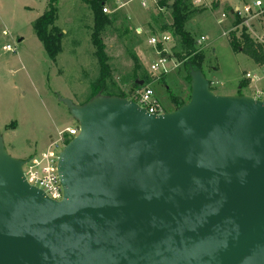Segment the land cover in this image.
<instances>
[{"label":"water","instance_id":"95a60500","mask_svg":"<svg viewBox=\"0 0 264 264\" xmlns=\"http://www.w3.org/2000/svg\"><path fill=\"white\" fill-rule=\"evenodd\" d=\"M189 75L188 103L161 115L60 100L78 126L61 201L0 140V264H264V102Z\"/></svg>","mask_w":264,"mask_h":264},{"label":"rangeland","instance_id":"374dc122","mask_svg":"<svg viewBox=\"0 0 264 264\" xmlns=\"http://www.w3.org/2000/svg\"><path fill=\"white\" fill-rule=\"evenodd\" d=\"M253 1L225 2L240 7ZM139 2L106 0L103 6L108 12L102 14L111 22L99 35L109 72L105 78L109 89L128 94L135 57L136 76L147 77L150 83L146 87L166 112L175 110V103L184 105L189 101L190 80L185 63L191 60L200 66L216 95L264 92L260 68L244 54L232 51L230 39H239L242 28L228 15L229 5L218 0L215 8L212 0L209 8H196L199 13L185 25L194 40V51L186 53L176 37L159 30L162 24L169 27L168 12L159 11L155 4L141 8ZM47 4L48 0H0V140L9 156L23 161L43 152L58 132L77 127L60 100L83 104L100 75L98 48L92 37L93 19L86 0H58L54 26L59 32L61 52L54 61L47 57L32 27ZM221 14L226 15V21L219 24ZM259 18L254 19L263 23L258 33L264 30V14ZM153 34L168 35L170 40L159 48L148 45ZM202 36L207 40L198 44ZM7 45L11 51L3 50ZM157 52L168 61L164 84L160 83L162 75L148 71L150 63L159 58ZM245 73L256 75L257 79L240 89L239 83L246 81ZM172 95L177 97L175 103Z\"/></svg>","mask_w":264,"mask_h":264},{"label":"trees","instance_id":"16d2710c","mask_svg":"<svg viewBox=\"0 0 264 264\" xmlns=\"http://www.w3.org/2000/svg\"><path fill=\"white\" fill-rule=\"evenodd\" d=\"M58 0H48L47 9L34 20L32 27L36 38L42 44L44 51L47 57L50 60H55L57 55L61 52L60 46V37L59 32L56 30L54 26L55 20L57 18V9L56 4ZM86 4L88 5L93 19V41L95 42L97 49V58L99 63L100 75L98 80L91 85L90 94L86 103L92 97L96 95L103 96H115L119 98H128L130 99L131 94L142 88H145L149 80H147L146 76L137 77V59L134 57V71H133V80L131 81L130 90L127 93L121 92L119 90L109 89L105 84V78L108 76V68L105 63V57L102 53V43L99 38L100 33L105 29L107 25H110L111 22L109 19L102 14V7L106 4V0H86ZM156 8L159 11H166L169 14L170 25L169 27L166 24H162L160 26V32H167L172 37H176L186 53H191L194 51V40L190 36L189 32L186 31L185 25L186 23L199 11L193 7L187 0H156L155 3ZM235 25L240 23V20L235 17ZM152 21H156L154 17H152ZM158 48L160 44L156 45ZM230 46L233 52H239L250 58L253 63L257 66H261L264 64V52L263 50L256 45L249 35L246 34L245 29L241 30V34L239 39L234 36L230 39ZM185 69L187 72V78L190 80L189 71L190 69L194 71H201L200 66L196 64L195 60H191L190 62L185 63ZM202 72V71H201ZM142 81L143 85L139 86L137 82ZM160 83L164 84V75L161 76ZM247 86L245 81L239 83V88L242 89ZM130 94V95H129ZM239 95H241L239 93ZM172 103H175L177 100L176 96H171ZM183 104H176L175 109L181 107Z\"/></svg>","mask_w":264,"mask_h":264},{"label":"built area","instance_id":"2783aa9c","mask_svg":"<svg viewBox=\"0 0 264 264\" xmlns=\"http://www.w3.org/2000/svg\"><path fill=\"white\" fill-rule=\"evenodd\" d=\"M141 8L146 9L148 5H153L156 0H139ZM193 7L204 9L209 8L208 4L212 0H187ZM102 12L107 13L106 7H102ZM264 14V3L261 0H255L250 4H243L240 7L232 8L228 15L232 16L233 19L237 17L240 20L238 24L242 29H245L246 34H250L252 41L258 45L264 52V30L258 33L260 26L263 23L254 21L255 18H259ZM262 18V17H260ZM259 18V19H260ZM253 20V22H252ZM226 21V15L221 14V19L219 24ZM256 22L258 25L254 24ZM233 27H231L232 30ZM264 29V28H263ZM170 37L168 35L153 34L148 40V45L156 46L161 45L162 42H168ZM207 38L200 37L198 44L200 42L206 41ZM5 51H11V48L7 45L3 47ZM159 58L156 62L150 63L148 71L152 74H166L167 73V59L159 54ZM260 68L261 73L264 75V64L257 66ZM252 79H257L256 75H251L249 73L244 74V80L251 81ZM252 98L264 102V92L255 91ZM128 99V98H126ZM136 103L139 107L145 109V111L150 115H161L166 113L163 106L154 98V94L149 87L142 88L140 90L134 91L130 99ZM78 126L72 129H65L62 132L57 133V138L50 142L49 146L41 152L39 155L31 156L26 164L23 166V174L26 182L35 187L36 189L42 191L46 197L53 201H61L63 197V190L59 181L57 174V162L58 156L64 146L77 135ZM62 147V148H61Z\"/></svg>","mask_w":264,"mask_h":264},{"label":"crops","instance_id":"0c3cea01","mask_svg":"<svg viewBox=\"0 0 264 264\" xmlns=\"http://www.w3.org/2000/svg\"><path fill=\"white\" fill-rule=\"evenodd\" d=\"M225 1H226V0H220V3H223V4H227V5H229V6H228V9H227L228 12H229L232 8L239 7V6H232V5H230L229 3L225 2ZM217 2H218V0H215V2H214V3H215V8L218 7ZM243 4H244V3H243ZM245 82H246V81H245ZM248 82H249V81H247V86H248ZM247 86H245V87H247ZM255 91H261V90H255ZM247 96H253V95H250V94H249V95H247Z\"/></svg>","mask_w":264,"mask_h":264}]
</instances>
